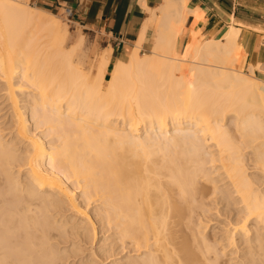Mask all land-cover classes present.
<instances>
[{
  "label": "bare ground",
  "instance_id": "6f19581e",
  "mask_svg": "<svg viewBox=\"0 0 264 264\" xmlns=\"http://www.w3.org/2000/svg\"><path fill=\"white\" fill-rule=\"evenodd\" d=\"M140 5L148 15L138 39L150 24L157 30L152 55L141 56L136 41L104 91L107 53L90 83L58 38L61 15L0 0V90L13 134L9 144L0 139V191L11 197L0 195V264H57L55 239L78 242L69 257L94 245L82 264H264V80L253 65L243 70L241 28L233 20L201 41L195 25L204 12L188 0ZM195 90L205 94L183 97ZM221 90L217 105L211 91ZM206 143L217 151L216 178L205 169L216 158ZM77 188L96 204L94 216ZM208 195L231 217L217 239L198 223ZM66 212L84 221L62 220Z\"/></svg>",
  "mask_w": 264,
  "mask_h": 264
},
{
  "label": "crops",
  "instance_id": "0c3cea01",
  "mask_svg": "<svg viewBox=\"0 0 264 264\" xmlns=\"http://www.w3.org/2000/svg\"><path fill=\"white\" fill-rule=\"evenodd\" d=\"M142 0H35L41 8L49 10L61 9L70 6L75 11V16L84 26L105 30L113 38V46L104 51L109 55L108 70L114 66L120 56V48L124 50L121 55H131L136 42L143 30L148 13L140 5ZM193 8H199L204 12L203 18L197 21L195 28L201 29L204 37H213L221 33L233 20L241 28L238 42L244 48L245 64L254 66L255 75L264 80V0H188ZM149 7H156L161 0H146ZM198 24V25H197ZM239 24V25H238ZM156 28L149 25L143 46L153 43L156 36ZM186 36L179 39V44ZM125 48V49H124ZM109 52L111 54H109ZM100 55L97 63L104 55ZM113 61V62H112ZM261 64L257 71L258 65ZM74 64V63H73ZM257 65V67H256ZM262 73V74H261Z\"/></svg>",
  "mask_w": 264,
  "mask_h": 264
},
{
  "label": "rangeland",
  "instance_id": "374dc122",
  "mask_svg": "<svg viewBox=\"0 0 264 264\" xmlns=\"http://www.w3.org/2000/svg\"><path fill=\"white\" fill-rule=\"evenodd\" d=\"M28 5L29 6H31V7H36V8H39L41 11H43V12H48V10L47 9H44V8H41V6L39 5V4H35V0H28ZM50 12H52V13H55V15H61L60 16V19H59V22H60V20H61V25H60V37H58V38H65L66 39V43H65V50H66V52H68L70 55H71V58H72V60H73V63H74V65H75V68H77V69H80V73H82L83 74V76H85V77H87L88 78V80H89V82L90 83H92L95 79H94V77H96V75H97V72H98V63H97V59L100 57V55H102L103 53H104V51L107 49V47H109V46H113V38L112 37H110L107 33H106V31L105 30H99V29H97V28H95V29H93V28H91V27H88V26H84L83 25V23H81L80 21H79V19L77 18V16H75L73 19H71V18H68L65 14H64V10H63V8H61V9H53V10H49ZM226 29V28H225ZM224 29V30H225ZM223 30V31H224ZM222 31V32H223ZM221 32V33H222ZM221 33H219L216 37L215 36H213V37H210V38H208V37H204L203 35L201 36V41H207V40H209V39H216V38H218L220 35H221ZM141 36V35H140ZM144 38H145V36H143ZM141 39V41H138V40H140ZM140 39H138L137 40V42H139V44L141 45L140 47H141V49H139V54L141 55V56H143L144 54H146V55H152V50H153V47H154V45H155V39H156V36H155V39H154V41H153V43H150V45H147V46H143V41H144V39H142V37H140ZM43 41H46V40H43ZM136 42V43H137ZM141 42H142V44H141ZM59 43H60V40H58V42H57V45H59ZM133 43H134V46H135V48H137V46L139 45V44H135V42H130V44L131 45H128V44H126V46L125 47H127V46H132L133 45ZM184 43H185V39H182L181 41H180V44H179V49L181 50L182 49V47H183V45H184ZM139 47V46H138ZM139 47V48H140ZM125 49V48H124ZM135 50V49H134ZM137 50V49H136ZM124 50H122V48H120L119 49V51H118V53H120V54H118V55H120L121 56V53L123 52ZM126 56H130V55H126ZM113 62V61H112ZM116 62V61H115ZM228 65H230V64H228ZM114 66H115V64H114ZM114 66L110 69V71L107 69V71H106V73H105V78H104V86H105V88H104V91H105V89L107 90V86H108V84H109V81L112 79V77H113V74H114ZM245 72H247L246 70H245V68L243 69ZM155 72V71H154ZM133 74V75H132ZM134 74H135V72H133V73H130V75H132L133 77H135L134 76ZM149 74V73H148ZM154 74V73H153ZM156 74V73H155ZM146 75V74H145ZM131 76V77H132ZM257 78H259V79H262V78H260L259 76H256ZM163 82H165V81H163ZM196 84V86L194 87V88H198L199 86H198V83H195ZM198 90V89H197ZM197 90H195V91H193L192 93H190L189 95H187V96H183L184 98H189L190 96H191V94H193V96H195V95H203V94H205V91H197ZM178 91H187L184 87H182V86H178ZM222 91H224V90H221V91H211V98H212V100L211 101H213V102H215V104H219V99L221 98V96L219 95L220 94V92H222ZM5 92V91H4ZM4 92H2V90H0V139H1V141L2 142H5V141H7L8 142V144L12 141L13 142V140H12V136H13V134L11 133V130H9L8 129V127H9V124H8V120H7V117H5L6 115H9V113L10 112H8V107L6 106V103L4 102V100H5V98H3L4 96ZM208 92V91H207ZM25 95H29V93H26ZM24 94H21V96H20V99H22L24 96H25ZM31 95V96H30ZM29 96L30 97H32L33 96V94L31 93ZM96 95H97V97L99 96V98H101V96H102V98H103V94H100V95H98L97 93H96ZM85 97H87V96H85ZM96 97V98H97ZM105 97V96H104ZM82 100H84V99H82ZM89 100H91V99H87L85 102H87V103H89L90 101ZM1 108H3V109H1ZM2 115H4V116H2ZM4 117V118H3ZM3 119H5V120H3ZM120 124H121V122H120ZM230 125V124H229ZM144 128V127H143ZM172 127H170V130L172 131V129H171ZM33 129H36V126L35 127H33ZM47 128L46 127H44V128H39V131L41 130V136L43 135V136H45L44 137V139H46V141H48V142H50L49 140H51V138H52V136L51 135H49V134H47L48 133V131H45ZM9 130V131H8ZM45 132H43V131ZM8 132V133H7ZM42 132H43V134H42ZM172 132H170V134H171ZM9 134V135H8ZM146 133H144V129H142L141 130V135L139 136V137H141V139L142 140H144L145 139V136H147V135H145ZM170 134H168V135H170ZM10 135H12V136H10ZM12 137V138H11ZM50 137V138H49ZM8 139V140H7ZM47 142V143H48ZM144 142V141H143ZM6 143V142H5ZM7 144V143H6ZM207 144V143H206ZM144 146V145H143ZM207 146H208V151H210L209 152V154L210 153H212V154H214L215 155V157L216 158H213V160H212V156L210 157H207L206 158V161H207V159H208V161L207 162H209V163H206V165H205V169H207V172H209V173H211V174H213L212 176L214 177V178H216L217 176H218V173H217V169L219 168V166H218V164H216V162H215V164L213 163V161H214V159L216 160L217 159V151H216V148H215V146H213V145H208L207 144ZM17 147H20V146H17ZM20 148H22V147H20ZM207 148V147H206ZM24 149V148H23ZM21 150V149H20ZM20 150H19V152H20ZM153 150H156L155 148L154 149H151L150 151H153ZM23 151V150H22ZM25 151V150H24ZM207 151V152H208ZM177 152H181V150L180 149H178L177 150ZM184 152V151H183ZM179 155V154H178ZM210 161H211V163H210ZM208 164V165H207ZM208 167V168H207ZM214 169H215V172H213L214 171ZM11 172H15L14 173V175L16 176V178H17V176L19 177V178H17V179H20V180H23V177L24 176H26V174H24V173H20L19 174V172L17 171V169L15 168V170H12ZM22 177V178H21ZM25 178V177H24ZM223 183V182H222ZM73 185V184H72ZM220 185V184H219ZM223 185V184H222ZM210 189V188H209ZM2 192V193H1ZM79 192H80V194L81 195H79ZM0 195H1V197H4V196H7L6 198H10L11 199V197H10V195L8 194V195H6V193H5V191L3 190V191H0ZM4 193V194H3ZM78 194V195H77ZM74 195H76V198H79V199H77V201H78V203H80V200H81V205L84 207V205L86 206L87 204H86V200H84L85 199V197H83V194H82V192H81V190L79 189V188H77L76 189V192L74 191ZM81 196V197H80ZM211 197V198H210ZM216 196H212V195H208L206 198H205V200H204V202H205V206L201 209V210H203V211H199V212H202L201 214L203 215L202 217H203V219H202V217H201V220H199L198 221V223L199 224H201V225H207V229H203V227H201V228H199V231H201L202 230V232H203V230H204V232L205 233H203V234H205V235H207V236H209V237H211V238H216L215 236H219L220 235V233L222 234L223 232H224V229L226 230V227L227 228H229V226H228V222H230V219H231V217H230V219H229V217H228V215L226 214V212H224L223 211V205H219V206H217V207H215L216 205H214V204H216V198H215ZM5 199V198H4ZM10 199H6L5 201L7 202V200H9V202L8 203H10L11 205H9L10 207H16V205L18 206V203L16 202V201H14V202H12V200H10ZM214 199H215V201H214ZM210 200V201H209ZM207 202H208V204H207ZM211 203H212V205H211ZM9 206H6L7 208H5V207H2V208H5L6 209V211L7 210H11V211H13V212H16V208L13 210L12 208L10 209V207ZM88 207H87V211H88V213H86V215L87 216H94L95 215V211H98L97 210V206H96V204H94V203H91V204H89V205H87ZM96 208V209H95ZM3 211H5V210H3ZM224 212V213H223ZM70 213V214H69ZM93 213H94V215H93ZM203 213H206V215L205 214H203ZM64 216H65V219H64V216H63V218H62V220H73L74 222L73 223H76V218L75 217H77V222H78V220L79 221H84L82 218H80V217H78V216H74V215H72L71 214V212H66V213H64L63 214ZM68 216H69V219H68ZM67 217V218H66ZM58 218V219H57ZM56 219V221H59L60 220V216L59 217H57ZM80 218V219H79ZM95 221L97 220L98 221V218H96V219H94ZM205 220H210V222H207V221H205ZM62 222H65V221H62ZM208 223V224H207ZM59 224H60V226H61V221L57 224V225H55L54 226V228L52 227V231H51V234L53 235L54 233H56L57 232V229H55L56 227L58 228V226H59ZM69 226H71V225H69ZM97 227H99V224L97 225ZM231 227V226H230ZM99 231V230H98ZM223 231V232H222ZM114 235V231L113 230H110V231H108L107 233H106V235L105 236H111L112 234ZM100 236H102L101 238L102 239H104V235H102L101 233L99 234ZM113 235H112V237H113ZM104 236V237H103ZM217 239V238H216ZM56 240V239H55ZM53 240V243H52V248L55 250V252H56V249H57V253L59 254V253H61V254H59V258H58V262H57V264L58 263H60V264H82V261L83 260H87V258L89 259H92V254L91 253H93L94 254V251H95V249H94V245H92L91 243H89V245L87 244V246L85 245V246H83L82 248L83 249H79L80 251H78L80 254L77 256H75V257H69V253H67V251H74V248H72L73 247V244H71L72 242H76L74 239L72 240H70V239H67V240H64V241H66V242H64L63 241V239H62V242H60L59 240ZM69 240V241H68ZM56 242V243H55ZM108 242H110V241H108ZM60 243V244H59ZM64 243V244H63ZM77 244V246H78V242H76ZM54 244H56V247H55V245ZM60 246H59V245ZM80 244V243H79ZM54 245V246H53ZM72 245V246H71ZM69 246V247H68ZM100 247L101 246V243H100V245H99V243L96 245V249H98V247ZM58 247V248H57ZM85 247V248H84ZM61 248V249H60ZM76 248V247H75ZM77 248H79V247H77ZM76 248V249H77ZM66 249H68V250H66ZM59 250H60V252H59ZM64 250V251H63ZM78 250V249H77ZM82 250H84V253H83V251ZM61 251H63V252H61ZM81 253H83V254H81ZM130 255V256H129ZM131 255H133V253H128L127 255H126V257L127 256H129V258H134V259H137L138 257L137 256H131ZM89 256V257H88ZM120 256V257H119ZM119 256H117V257H115V259H110V260H116V259H121V257L122 256H124V254H120ZM64 257V258H63ZM61 260V261H60ZM125 260V259H124ZM124 260H122V262L120 261V260H118L119 262H121V263H123V261ZM65 262V263H64ZM124 262H126V260L124 261Z\"/></svg>",
  "mask_w": 264,
  "mask_h": 264
},
{
  "label": "built area",
  "instance_id": "2783aa9c",
  "mask_svg": "<svg viewBox=\"0 0 264 264\" xmlns=\"http://www.w3.org/2000/svg\"><path fill=\"white\" fill-rule=\"evenodd\" d=\"M62 8L64 10V14L68 18L73 19L75 17V11H74V9L72 7H70V6H63Z\"/></svg>",
  "mask_w": 264,
  "mask_h": 264
}]
</instances>
